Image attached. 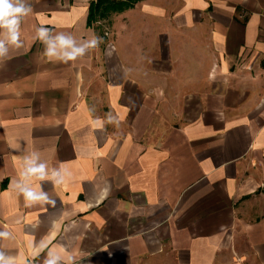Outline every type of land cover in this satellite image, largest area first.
Segmentation results:
<instances>
[{"label":"crops","instance_id":"1","mask_svg":"<svg viewBox=\"0 0 264 264\" xmlns=\"http://www.w3.org/2000/svg\"><path fill=\"white\" fill-rule=\"evenodd\" d=\"M96 1L26 0L0 62V253L264 264V0H139L89 23ZM41 25L102 42L50 61ZM32 152L63 180L30 178L48 202L28 205Z\"/></svg>","mask_w":264,"mask_h":264},{"label":"clouds","instance_id":"2","mask_svg":"<svg viewBox=\"0 0 264 264\" xmlns=\"http://www.w3.org/2000/svg\"><path fill=\"white\" fill-rule=\"evenodd\" d=\"M31 13L32 7L26 3V0H0V62L10 59L11 51L22 47L21 22L24 17ZM34 40H39L44 45L43 54L48 60L63 63L83 57L89 50L97 48L102 42L101 37L93 35L90 39L77 43L74 35L64 32L53 34L50 28L43 25L35 29ZM38 159L36 152L24 157V167L20 173L21 180L16 183V187L23 194L28 205L35 201L48 202L46 193L29 186L30 178L38 180L51 178L56 183H61L63 180L61 175L63 169L53 170L52 176L49 177L46 172V165L37 163ZM57 177L59 178L57 179ZM7 235V232L0 233V236ZM59 259L58 256L50 254V259L45 264H58ZM0 264H13V260L11 258L6 259L0 253Z\"/></svg>","mask_w":264,"mask_h":264},{"label":"trees","instance_id":"3","mask_svg":"<svg viewBox=\"0 0 264 264\" xmlns=\"http://www.w3.org/2000/svg\"><path fill=\"white\" fill-rule=\"evenodd\" d=\"M139 0L115 1L97 0L92 6L89 14V23L98 19H103L110 11H119L130 8Z\"/></svg>","mask_w":264,"mask_h":264}]
</instances>
